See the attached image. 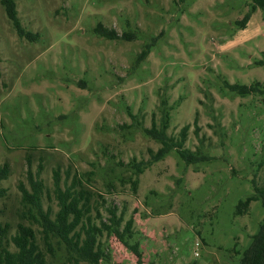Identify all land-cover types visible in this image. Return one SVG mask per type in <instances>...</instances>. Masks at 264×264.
<instances>
[{
    "label": "rangeland",
    "instance_id": "obj_1",
    "mask_svg": "<svg viewBox=\"0 0 264 264\" xmlns=\"http://www.w3.org/2000/svg\"><path fill=\"white\" fill-rule=\"evenodd\" d=\"M15 2L28 38L0 4V167L9 168L0 227L11 236L31 226L47 264H89L54 239L50 254L23 216L30 178L52 218L55 179L62 190L79 181L89 200L82 223L108 225L111 212L120 229L131 220L139 264H239L264 220L260 200L237 213L254 185L264 188V12L243 28L249 0ZM99 26L132 38L106 39ZM163 101L167 135L189 125L184 148L209 160L186 165L171 150L137 176L132 166L160 148L143 130L159 125ZM97 241L98 264H137L115 237Z\"/></svg>",
    "mask_w": 264,
    "mask_h": 264
},
{
    "label": "trees",
    "instance_id": "obj_2",
    "mask_svg": "<svg viewBox=\"0 0 264 264\" xmlns=\"http://www.w3.org/2000/svg\"><path fill=\"white\" fill-rule=\"evenodd\" d=\"M249 1L251 12L245 16L241 23H238L243 28L249 21L251 14L257 9L264 12V0ZM0 4L18 36L28 38V34L21 27L17 17L15 0H0ZM95 32L109 40H129L132 38L126 33L118 35L114 29H106L100 26ZM148 53L149 50L143 51L139 59L146 57ZM232 89L240 95L253 91L252 87L234 86ZM165 105L166 102L163 101L159 125L153 119L150 128L143 130L145 136L158 143L160 148L153 154L150 152L149 161L139 162L132 166L137 176L141 175L154 162L162 160L171 150H175L186 165H196L209 160L208 157L200 155L199 149L190 151L184 148L190 128L189 125L182 127L177 138L167 135L169 114ZM194 125V134L197 136L196 121ZM8 175V165L4 164L0 167V198L4 196L1 183L8 178ZM58 183L59 181L56 178L53 192L57 200L58 210L53 218L49 208L45 211L42 209L43 186L40 181L30 178L31 193L21 188L23 216L26 220L38 223L47 251L53 255L52 240L54 239L56 245H63L67 249L68 254L75 262L98 264L103 259L104 254L99 247L100 242L97 241V238L105 233L107 237H115L124 248L134 255L137 264H139L141 255L138 244H129V240L133 237L132 221H127L123 229H120L121 219L114 212H111L112 218L109 220L108 225L101 223L100 226H96L91 224L88 218L86 224L82 223L83 218L89 213L87 192L81 187L79 181H77L79 188H75V185H73L64 190L59 187ZM136 184L137 179L132 182L133 187ZM71 188L73 189L71 190ZM257 200L261 201L264 208V188H258L254 185V193L239 203L237 213L246 212L249 204ZM8 230V224L0 227V264H47L45 254L39 248L35 231L31 226L18 223L14 235L11 236L7 235ZM82 234H84L83 238ZM239 264H264V220L260 224L257 234L253 236L252 245L243 252Z\"/></svg>",
    "mask_w": 264,
    "mask_h": 264
},
{
    "label": "built area",
    "instance_id": "obj_3",
    "mask_svg": "<svg viewBox=\"0 0 264 264\" xmlns=\"http://www.w3.org/2000/svg\"><path fill=\"white\" fill-rule=\"evenodd\" d=\"M197 256V254H195Z\"/></svg>",
    "mask_w": 264,
    "mask_h": 264
}]
</instances>
